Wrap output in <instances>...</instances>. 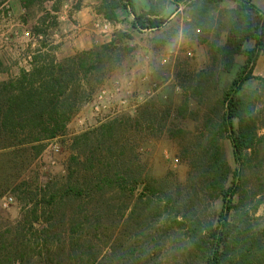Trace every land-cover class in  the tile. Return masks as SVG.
I'll return each mask as SVG.
<instances>
[{
	"label": "rangeland",
	"instance_id": "374dc122",
	"mask_svg": "<svg viewBox=\"0 0 264 264\" xmlns=\"http://www.w3.org/2000/svg\"><path fill=\"white\" fill-rule=\"evenodd\" d=\"M133 2L138 14L147 10L145 0ZM253 3L264 14V0ZM98 4L0 0V81L29 71L40 50L63 65L75 107L64 132L51 140L34 143L20 130L0 131V264H203L173 218L179 211L215 222L220 214L221 201L206 183L212 137L230 172L237 167L228 134L212 131L221 123L223 91L242 75L246 60L236 56L226 72L213 58L235 4L167 0L160 15L167 24L143 33L130 27L124 11L108 22ZM87 51L93 55L83 68L69 62ZM252 76L262 80L246 81L240 94L253 103L257 137L241 160L234 203L241 200L264 248V51ZM116 173L146 180L153 191L144 192L141 183L132 193L129 183L120 192L104 187L76 202L40 204L39 223L30 225L34 204H46L70 175L95 186ZM7 197L12 202L3 208Z\"/></svg>",
	"mask_w": 264,
	"mask_h": 264
},
{
	"label": "trees",
	"instance_id": "16d2710c",
	"mask_svg": "<svg viewBox=\"0 0 264 264\" xmlns=\"http://www.w3.org/2000/svg\"><path fill=\"white\" fill-rule=\"evenodd\" d=\"M21 1L25 5L26 2L52 0ZM145 1L147 10L139 14L135 10L133 0H98L97 11L110 23L118 22V12L124 11L132 19L130 27L139 33L162 29L168 22V18L160 17L167 0ZM232 1L235 7L229 12L226 40L222 46L213 49V58L221 61L226 72L232 68L236 56H244L246 60L242 75L235 78L223 91L221 123L218 129L212 128V131L217 136L228 134L237 167L230 172L217 140L212 137L205 150V154L209 156L205 169L206 183L214 198L221 201L220 214L214 222L201 220L197 216L189 217L176 211L173 223L185 231L188 247L202 259L203 264H264L261 234L254 232L248 212L241 206V200L234 203V198L241 190L243 173L241 160L256 144L253 103L240 92L246 81L262 80L252 76V69L256 59L264 51V14L259 12L253 0ZM250 41L254 43L253 48L245 49L244 45ZM92 55L93 51L82 52L69 62L75 67L83 68ZM62 71V64L56 62L48 53L37 50L32 57L29 71L22 70L16 78L0 81V131L11 134L20 130L21 134L26 135L34 143L51 140L63 133L74 114L75 107L70 102L72 98H69V93L74 92H71ZM234 121L236 127L233 126ZM35 149L38 155L43 146H36ZM230 175L233 181L228 185ZM102 176V179L98 178L95 186H92L93 180H89L87 186L79 185L73 174L70 175L65 184L50 196L46 204L44 200L42 203L34 204L30 210L33 219L29 222L30 225L39 223V217L36 215L40 204L53 207L61 200L76 202L82 200L85 194L99 193L104 187H111L120 192L124 191L125 185L129 183H133L132 193L141 183H144V192L153 191L151 184L146 180L127 178L124 173ZM84 179L86 180V177ZM37 196L36 194L35 198ZM158 203H162L166 208L169 205L168 202ZM1 249L0 247V251ZM21 251L20 246L13 247V254L18 255ZM21 256L22 254L19 255V259ZM11 262L17 264L19 260L13 259Z\"/></svg>",
	"mask_w": 264,
	"mask_h": 264
},
{
	"label": "built area",
	"instance_id": "2783aa9c",
	"mask_svg": "<svg viewBox=\"0 0 264 264\" xmlns=\"http://www.w3.org/2000/svg\"><path fill=\"white\" fill-rule=\"evenodd\" d=\"M53 151L54 152H58V149L56 147H53ZM11 202H12V198L11 197L4 198L2 200V202H1V206L3 208H6Z\"/></svg>",
	"mask_w": 264,
	"mask_h": 264
}]
</instances>
